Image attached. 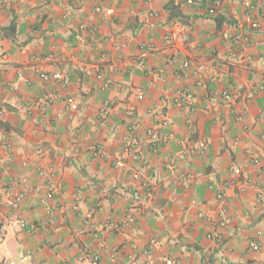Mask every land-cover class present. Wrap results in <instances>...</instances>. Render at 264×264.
Returning <instances> with one entry per match:
<instances>
[{
	"label": "crops",
	"instance_id": "obj_1",
	"mask_svg": "<svg viewBox=\"0 0 264 264\" xmlns=\"http://www.w3.org/2000/svg\"><path fill=\"white\" fill-rule=\"evenodd\" d=\"M0 179V264H264V0H0Z\"/></svg>",
	"mask_w": 264,
	"mask_h": 264
},
{
	"label": "built area",
	"instance_id": "obj_2",
	"mask_svg": "<svg viewBox=\"0 0 264 264\" xmlns=\"http://www.w3.org/2000/svg\"><path fill=\"white\" fill-rule=\"evenodd\" d=\"M210 13L213 14V10H211ZM39 78L43 82H52V83L57 84L63 88L68 87L70 84L69 79L60 73L51 74V73L44 72V73H41L39 75ZM189 99H190L189 94L185 90H177L174 93V96L172 98V105L176 106V107H185L188 105ZM42 104L43 105L41 106V109L44 110L46 107L50 106L51 101L47 100V101H44ZM72 104L73 103H72V100L70 98L66 99V110L69 111ZM148 114L154 120L156 126L162 128V127H165L167 125V122L160 117L158 110H156L155 108L151 109L148 112ZM133 115H134L133 109L129 108L126 111V116L127 117H133ZM238 120L240 121L241 118L239 117ZM185 124H186L187 129L191 130V128H192L191 121L187 120L185 122ZM133 133H134L133 128L131 127L129 130V134L126 135V137L123 138V140H122V142H123L122 150L123 151H125V150L134 151L135 152V159H138L141 161L142 160L141 150L143 147L139 144L138 140L136 139L135 133L134 134ZM147 135H148V140H149L150 144H154L156 142L166 143L169 139H171L173 137L172 133H168L165 136H161V135H159L157 129L150 130ZM180 147H181L180 150L175 155L171 156L168 159V161H167L168 168H174L176 164L183 162L186 159V157L189 156L190 154L202 155L207 151L206 144H201L199 148L194 149V148H189L184 143H180ZM100 152H101V150L99 149L98 153L96 152V154L100 156V154H99ZM132 177L134 179H138V174L134 173L132 175ZM177 180H178V183L181 184V186L185 189H188L191 186V181H192L191 180V174L187 170L179 171L177 174ZM0 182H1V179H0ZM227 185L228 184H226L225 187ZM242 187H243V185H242ZM54 191H55V186L51 182H48V193L47 194H48L49 198H51V196H52L51 194L54 193ZM224 196H225L224 193L220 192L219 194H217V199H224ZM24 197H25L24 193L17 194L15 196V198L13 199V201L11 202V207L13 209L19 210V206H20L21 202L23 201ZM228 222L229 221L227 219L219 220L216 222L215 226L218 228H223V227H225L226 224H228ZM18 224L21 227H25V226L28 227L26 222L20 217L18 219ZM84 224L87 225L88 227H91V223L89 221L85 222ZM28 229L32 233H37L38 230L40 229V226L33 225V226H29ZM206 238L209 241L214 242V243H220L221 242V236L216 232L209 233L206 236ZM0 241H1V235H0ZM256 246H258V245H256ZM150 249L151 248H149L148 251ZM148 251L146 253H148ZM112 257L114 259L113 255H112ZM84 260L90 261L91 264H98L99 257L97 256V254H95V255L83 254L80 256L79 261H84Z\"/></svg>",
	"mask_w": 264,
	"mask_h": 264
},
{
	"label": "trees",
	"instance_id": "obj_3",
	"mask_svg": "<svg viewBox=\"0 0 264 264\" xmlns=\"http://www.w3.org/2000/svg\"><path fill=\"white\" fill-rule=\"evenodd\" d=\"M218 22V20H216Z\"/></svg>",
	"mask_w": 264,
	"mask_h": 264
}]
</instances>
